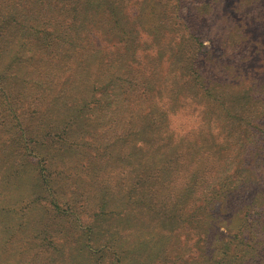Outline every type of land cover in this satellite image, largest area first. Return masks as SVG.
Returning <instances> with one entry per match:
<instances>
[{"label": "rangeland", "instance_id": "374dc122", "mask_svg": "<svg viewBox=\"0 0 264 264\" xmlns=\"http://www.w3.org/2000/svg\"><path fill=\"white\" fill-rule=\"evenodd\" d=\"M0 170V264H264V0H0Z\"/></svg>", "mask_w": 264, "mask_h": 264}, {"label": "trees", "instance_id": "16d2710c", "mask_svg": "<svg viewBox=\"0 0 264 264\" xmlns=\"http://www.w3.org/2000/svg\"><path fill=\"white\" fill-rule=\"evenodd\" d=\"M92 1H94V0H90V2H92ZM11 9H10L9 15H11V13H12ZM117 9L118 8L115 7V8H113L107 12V14H106L107 24H109L110 27L112 28V30H115L117 34H121L127 38H131L134 34H137V33L132 34L130 32V29L128 27V21H125V14H123V12L118 11ZM148 15L151 16L155 20L159 19V12H157V10H155V12L154 11L148 12ZM39 19H41V18H39ZM42 24L43 23H41L40 25L42 26ZM40 33H41V37L47 35V34L42 33V32H40ZM51 40H54V39H51ZM51 40H49V41H51ZM11 45H10V47H11ZM61 51H63V50H61ZM5 173H8V172H4L3 170H0V178L4 177L7 179V177H9V175L13 174L11 172L7 176H5ZM259 185L251 193V195L253 196L252 201H251L252 202L251 206H255L256 208L260 209V212L257 209L252 210L253 212H255V215H260V214L264 215V187L260 188ZM254 223H255V225H253V227H252V229H254V233H255L254 240H256V242L259 245H261L262 243H264V222L256 220ZM234 238H236V237H234ZM241 242L244 245L248 244L247 242H244L243 238H240L239 240H236V241L231 240L228 244L236 247V245L238 243H241Z\"/></svg>", "mask_w": 264, "mask_h": 264}]
</instances>
